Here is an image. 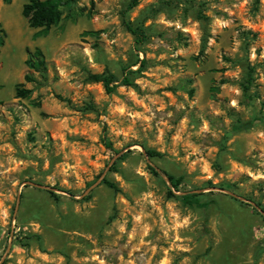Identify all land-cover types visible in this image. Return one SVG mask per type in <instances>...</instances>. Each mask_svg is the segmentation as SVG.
I'll return each mask as SVG.
<instances>
[{
	"label": "rangeland",
	"instance_id": "1",
	"mask_svg": "<svg viewBox=\"0 0 264 264\" xmlns=\"http://www.w3.org/2000/svg\"><path fill=\"white\" fill-rule=\"evenodd\" d=\"M26 2L0 0V264H264V0H139L142 45L130 0H72L46 33ZM137 58L133 86L89 77Z\"/></svg>",
	"mask_w": 264,
	"mask_h": 264
},
{
	"label": "trees",
	"instance_id": "2",
	"mask_svg": "<svg viewBox=\"0 0 264 264\" xmlns=\"http://www.w3.org/2000/svg\"><path fill=\"white\" fill-rule=\"evenodd\" d=\"M4 1L6 3L12 2V0H4ZM71 1L72 0H27V2L23 5L22 14L24 17L27 18L31 27L41 28V30L46 33L52 26L60 23V21L63 18V8L65 6L70 5ZM138 5H139V0H130V2L127 4V6L125 7L122 13V17H123V22L126 25V28L134 35L136 45H142L148 39L146 28L142 24L141 25L134 24L132 21H130L127 14L129 11L133 10ZM6 36H7V32L3 27L2 23L0 22V48L5 44ZM145 63L146 60L144 58H137V60L133 64L128 65V67L123 69V76L121 78L109 72L102 74H90L89 77L91 81L103 82L106 92L113 93L120 85L133 86L135 83L134 80L132 79V75L139 73L143 69ZM26 64L30 70L38 72L43 77H46V74L48 72V64L44 52L40 47H35L33 50L32 49L27 50ZM137 64H139V68L134 70L132 66ZM252 78L253 76L251 69V71L248 72V84H246L243 88L244 93L249 97H250L249 85L251 82L250 80H252ZM26 80L35 81V77L31 74H27ZM30 93H31V89L19 88V87L17 88L18 97H28ZM246 127H247L246 124L239 123L234 125V130L241 131ZM103 140L105 141L107 147L113 149L111 143L107 141L105 134L103 136ZM146 151L148 155L152 158H161L164 156L162 152H159L155 149L146 148ZM153 171L156 174H159L155 169H153ZM164 174L170 180L172 185L177 188V191H180L179 179H177L173 174L169 172H164ZM103 182L111 188H116V184L106 177L103 179ZM169 193L171 195H174L171 190H169ZM180 197L183 200V202L189 205L201 204L200 198L197 195H191V196L183 195Z\"/></svg>",
	"mask_w": 264,
	"mask_h": 264
}]
</instances>
